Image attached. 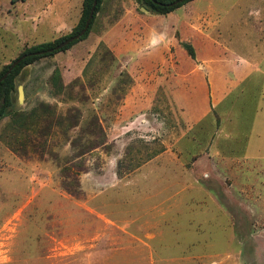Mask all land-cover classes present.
I'll use <instances>...</instances> for the list:
<instances>
[{
  "label": "rangeland",
  "instance_id": "374dc122",
  "mask_svg": "<svg viewBox=\"0 0 264 264\" xmlns=\"http://www.w3.org/2000/svg\"><path fill=\"white\" fill-rule=\"evenodd\" d=\"M142 1L104 0L86 40L16 78L0 118V264H148L146 256L163 247L173 257L216 254L213 264H264V0L198 6L221 33L208 41H221L250 74L172 150L175 176L151 179L147 157L166 147L162 134L148 130L146 100L163 71L146 66L162 64L166 55L155 47L169 44L168 23L177 16L151 14ZM82 3L0 0V71L28 47L70 34ZM210 49H199V61L217 57ZM56 70L64 90L53 85ZM210 74L192 82L203 98ZM219 119L225 133L217 140ZM220 157L242 174L224 179L211 161ZM159 205L170 222L161 230L168 247L149 243L156 231L148 227L161 215L147 209ZM194 222L212 244L185 243Z\"/></svg>",
  "mask_w": 264,
  "mask_h": 264
},
{
  "label": "crops",
  "instance_id": "0c3cea01",
  "mask_svg": "<svg viewBox=\"0 0 264 264\" xmlns=\"http://www.w3.org/2000/svg\"><path fill=\"white\" fill-rule=\"evenodd\" d=\"M202 1L204 0H194L167 16H160L161 18L166 19V17L176 15L177 18L174 17V20L170 24L168 23L169 28L166 33V38L169 41V44L158 45L155 47V51H162V53L166 55L163 56L164 59L162 64L146 66L147 69H155L156 71L161 69L163 71L161 77L158 76L154 79V87L151 88L152 91L147 96L146 110L150 119H146L145 122L148 124V130L153 133L156 132L162 134V140L160 139V141H162L161 143L166 147V151L155 157L149 153L147 157L148 160L145 162V166L148 168L149 173L145 175L150 179L154 176L174 175L168 168H170V165L176 167L177 165H175L176 163L174 162L170 163V156L172 157V160H179V158L174 154L175 152H172V150L176 149V147H180V143L186 138V136L190 134L197 125L208 120L213 111H219L222 109L233 92L247 80L250 74L247 65H244L245 63L240 65L238 55L226 47L223 48L221 46L223 45L221 44V41H217L219 44L218 48L220 49H215V47L210 49L211 53L218 54L217 57L208 56L211 58V60L208 61H199L198 57L197 61L194 62L190 68L191 71L189 74L186 71L179 72L182 67L178 66L172 60V47L175 46L176 43L174 37L183 25L192 32L190 36L194 39L203 40L206 38L207 40H217L221 37L220 31L217 30V26L214 20L211 19V15L208 14V11L199 10L198 6ZM206 22L207 24H205ZM164 24L166 23L164 22ZM202 62L206 64H203ZM202 71H211L210 77H208V94L204 96L205 98H203L202 94L197 93L196 91L199 85H192V82L197 81L195 78L199 77ZM216 125L218 127V140L219 136H221L220 134L225 133L223 129L225 124L223 120L219 119L216 122ZM225 141L228 142V139L226 138ZM217 142L219 141H216V143ZM249 145L250 141L247 140V148H249ZM213 159L211 161L216 172L224 179L227 175L238 177L242 174L240 168L237 169L238 171H234V167L236 166L234 162L228 159H222L221 157L216 158L215 160ZM247 161L248 159H242L241 162L242 164H245ZM239 165L242 167L241 164ZM154 166L156 171L152 169ZM160 166L162 168H160ZM221 168L225 169L224 173L220 171ZM142 174L139 175L142 177ZM151 174L152 176H150ZM183 174L184 173L180 172L178 176H182ZM156 197L157 196L152 198ZM191 206L190 210L193 209V211H197L200 209V206L196 207L194 204ZM159 208H161L160 205L151 208L148 206L147 209V215H161L158 222H152L153 224L148 227L156 231L151 235L152 238L149 243L152 245L158 244L161 246H170L169 242H167L168 235L161 232V230H165L166 224L169 225L170 222L164 220L166 219L165 214L161 213ZM187 228L191 230L189 235L190 241L185 243L195 246L204 243H213L210 238L208 240L202 238V225H197V223L194 222L188 225ZM165 250L166 248L163 247L162 253L152 252L148 254L144 260L147 261L148 264H171L172 261L194 263L206 262L213 264L217 263L219 260V256L216 254H202L201 252H187L177 255V257H173L171 254L165 253Z\"/></svg>",
  "mask_w": 264,
  "mask_h": 264
},
{
  "label": "trees",
  "instance_id": "16d2710c",
  "mask_svg": "<svg viewBox=\"0 0 264 264\" xmlns=\"http://www.w3.org/2000/svg\"><path fill=\"white\" fill-rule=\"evenodd\" d=\"M103 1L104 0H97V6L95 8L94 17L90 24L89 30L85 33V35L81 37L80 40L74 41L73 43L62 49H57V47L61 43L78 35L85 28L86 22L90 15V11L93 7L94 0H83L80 20L70 34L62 36L54 41L44 42L28 47L14 61L5 66L0 71L1 79L12 67L13 63L21 59L19 64L12 70L10 75L0 84V118H3L6 115L7 110L12 105L11 96L15 90V80L22 72V70L41 59L53 57L59 53L66 52L77 43L86 40L91 33L95 19L102 8ZM179 1L180 0H143L142 2L149 9V12L151 14L167 16L194 0H183L181 2ZM12 4H14V1H12ZM191 34L192 32H190V30L183 25L174 37V41L176 40V43L175 46L172 47V60L178 66L182 67L179 72L191 71L190 68L192 67L194 62L197 61L198 57H201L199 49L201 50L204 47L208 49L215 47V45L210 43L206 38H204L203 40L194 39L190 36ZM215 49L220 48L215 47ZM51 80L53 82V85L57 89H65V85L63 83L62 76L59 70L55 71Z\"/></svg>",
  "mask_w": 264,
  "mask_h": 264
},
{
  "label": "water",
  "instance_id": "95a60500",
  "mask_svg": "<svg viewBox=\"0 0 264 264\" xmlns=\"http://www.w3.org/2000/svg\"><path fill=\"white\" fill-rule=\"evenodd\" d=\"M181 1H183V0H180L179 2H181ZM96 6H97V0H94L93 7H92V9L90 11V15H89V18H88V20L86 22L85 28L78 35H76V36H74V37H72V38L64 41L63 43H61L57 47V49H62L64 47L70 45L74 41L80 40L81 37L83 35H85V33L89 30L90 24H91V22L93 20ZM20 61H21V59H19L15 63H13L12 67L8 70V72L0 79V84L10 75V73L12 72V70L19 64Z\"/></svg>",
  "mask_w": 264,
  "mask_h": 264
}]
</instances>
